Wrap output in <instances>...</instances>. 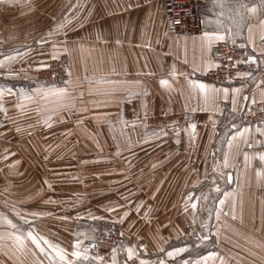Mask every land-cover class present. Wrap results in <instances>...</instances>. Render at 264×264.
<instances>
[{
  "label": "crops",
  "instance_id": "0c3cea01",
  "mask_svg": "<svg viewBox=\"0 0 264 264\" xmlns=\"http://www.w3.org/2000/svg\"><path fill=\"white\" fill-rule=\"evenodd\" d=\"M207 1L205 30L220 32L224 40L244 45L252 53L243 83L219 85L205 78L219 41L208 49L202 35L169 34L162 0H0V139L14 134L16 126H22L23 132L27 129L25 119L31 113V93L24 90L29 85L27 73L67 54L71 85L76 91L85 86L87 114L95 118L93 123L102 121L98 126L109 135L100 147L111 148V133L119 138L129 134L135 152L125 165L140 161L165 166L157 169L159 175L166 174L157 177L150 195H141L151 197V206L136 201L123 210V234L130 237L126 227L132 229L131 222L136 225L142 212H191L196 188L218 176L231 181V187L220 192L229 212H250L248 222L224 221L222 240L237 245L240 230L246 228L250 252L206 254L192 264H264V179L256 175L264 168L256 156L264 153V122L243 119L253 104L264 101V0H222L223 7L216 0ZM193 81L219 91L210 89L205 95L193 87ZM98 144L92 141L89 146ZM5 145L0 142V148ZM120 147L126 149L123 143ZM143 149L152 150L154 157L142 160ZM222 199L216 215L217 209L219 214L224 210ZM76 224L68 222L42 236L69 254L76 241L84 251L74 234ZM183 224L184 218L171 220L165 228ZM217 229L222 231V226ZM8 241L4 239L6 252L0 254V264H49V255L33 244L26 242L21 248L16 240L13 245ZM139 241L129 247L139 251ZM153 249L152 245L149 252L143 251L155 256ZM175 258L166 253L158 260L171 264ZM112 260L113 255L109 264ZM85 261L80 258V264ZM115 261L118 264L117 254Z\"/></svg>",
  "mask_w": 264,
  "mask_h": 264
},
{
  "label": "rangeland",
  "instance_id": "374dc122",
  "mask_svg": "<svg viewBox=\"0 0 264 264\" xmlns=\"http://www.w3.org/2000/svg\"><path fill=\"white\" fill-rule=\"evenodd\" d=\"M62 57H67L70 64V79L65 84H46L37 78L39 70ZM37 66L26 76L29 85L24 90L31 93V113L30 119L29 116L25 119L26 131L23 132L22 126H16L14 134H3L0 139L6 144L0 148V215L19 226L14 229L0 220V254L6 252L4 239H9V244L13 245L15 235H26L32 230L42 236L50 231L56 232V228L74 220L77 223L74 229L78 227L77 232L74 230L75 237H80L84 249V240L93 235L101 222L121 225L123 210L136 201L144 202V207L151 206V197L141 195H150L157 177L166 174L159 175L157 171L165 166L141 164L140 161L137 165L124 164V160L129 162L135 152L129 143V134L119 138L118 134L111 133V148L100 147L109 135L103 134L98 126V123L103 124L102 121L93 123L95 118L87 114L85 86L76 91L71 85V62L67 54ZM61 88L67 89L64 97L45 94ZM92 141L99 143L98 146H89ZM121 142L126 149L120 147ZM151 152L143 149L142 160L152 159L154 154ZM215 181L219 183L217 187ZM230 185L229 179L214 176L204 186L196 188L194 199L197 202L192 203L197 207L189 213H140L137 224L133 225L132 221V229L126 227L130 233L127 237L133 241L140 239L141 248L147 252L153 245L151 252L159 260L174 248H185L171 264H183L184 261L192 264L209 253L229 255L232 249L249 253L246 228L240 230L237 245L222 240L224 221L237 218L241 222L250 221V212H229L226 198L224 210L217 218L215 210L222 199V188ZM183 218L181 228H165L171 220ZM217 226H222V231ZM203 236H208V240H203ZM26 242L31 243L30 240Z\"/></svg>",
  "mask_w": 264,
  "mask_h": 264
},
{
  "label": "built area",
  "instance_id": "2783aa9c",
  "mask_svg": "<svg viewBox=\"0 0 264 264\" xmlns=\"http://www.w3.org/2000/svg\"><path fill=\"white\" fill-rule=\"evenodd\" d=\"M164 20L171 35L199 36L206 30L204 15L208 9L207 0H162ZM252 53L244 45H236L228 40L219 41L212 55V66L206 71L205 78L219 85H236L243 83L249 71V57ZM70 64L67 57L55 60L46 68L37 72V78L46 84L63 85L70 79ZM246 122H264V101L253 104L244 112ZM133 240L125 236L117 222H101L91 237L83 242L89 259L84 264H109L116 249L118 264H141L142 260L159 264V260L146 254L140 248L136 255L129 258L127 248ZM99 256L100 261L94 259Z\"/></svg>",
  "mask_w": 264,
  "mask_h": 264
},
{
  "label": "snow or ice",
  "instance_id": "6c2138e0",
  "mask_svg": "<svg viewBox=\"0 0 264 264\" xmlns=\"http://www.w3.org/2000/svg\"><path fill=\"white\" fill-rule=\"evenodd\" d=\"M216 2L219 3V5L221 7H223L222 0H216ZM250 11L254 12L255 8L253 7L252 9H250ZM221 15H223V13H221ZM217 23L219 24V21H217ZM61 27H63V25H58V28H61ZM224 39H225V35L220 33V32H207V31H205L202 34V40L204 42V46L208 49L211 48V45L214 41H222ZM252 59H253L252 57H249L250 61ZM2 63L3 62L0 61V64H2ZM161 84L167 85L168 81L167 80H161ZM192 85L194 88H198L205 95H207V92L210 89L212 91H219L218 89H213L212 86H210V85L200 83V82H196V81H193ZM223 91L225 93H227L228 90L224 89ZM233 91H238V89H233ZM0 94H2V93H0ZM45 94L46 95L47 94H55L57 96L64 97L67 94V89L66 88L53 89V90H50L49 92H46ZM191 127L193 130L195 129V125H192ZM244 131H248V129H245ZM257 131H260V129H257ZM229 146H231V141H229ZM256 156H258L259 161L262 164H264V153H258V154H256ZM253 158H255V156ZM248 159H249V157L246 154L245 160L247 161ZM224 165H225V167L227 166V156H225ZM256 175H257L258 179H264V168L257 169ZM228 195H230V194L225 193V197H227ZM224 203H225V201L222 199L220 201V204L223 205ZM191 207L193 210H195L197 205L195 203H193L191 205ZM139 210H140V205H137L136 211H139ZM185 210H187V208ZM219 211L220 210L217 209V218L218 219H219ZM127 214L128 213L125 212L124 215L126 216ZM17 215H19V214L17 213ZM33 215H35V213H33ZM145 215L147 216V213H145ZM21 219H23V217H21ZM0 220H3V222H5L6 224H8L9 226H11L14 229H19L18 225L13 224L11 220L7 219L6 217H3L2 215H0ZM208 238H209L208 236L202 237L203 240H208ZM15 240L21 248L24 247L26 240H30L31 243L35 246V248L39 250L40 253L49 255V257H50L49 264H80V258H83V260L89 259L88 255H87V249H85L84 251L79 250L80 249V242L79 241H76V243L74 245V250L71 252V254H69L65 249L61 248L59 245L51 243L44 236L36 234L32 230H29L26 235H15ZM49 250H51V251H49ZM185 250H186L185 248H174L172 251H169L167 253V255L169 257L176 256L179 253L184 252ZM161 251H163V249H161ZM112 252H113L112 264H116V261H115L116 249H113ZM127 253H128L129 258L136 255V251L133 247H128ZM69 255L72 258H69ZM209 255L213 256V255H215V253H209ZM94 259L97 261L101 260V258L99 256L94 257ZM40 264H43V262L41 261ZM141 264H151V262L142 260ZM159 264H165V262L163 260H161V261H159ZM183 264H190V262L184 261Z\"/></svg>",
  "mask_w": 264,
  "mask_h": 264
}]
</instances>
